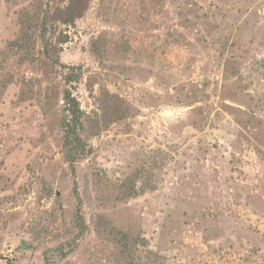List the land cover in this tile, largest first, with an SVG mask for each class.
<instances>
[{
	"label": "rangeland",
	"instance_id": "374dc122",
	"mask_svg": "<svg viewBox=\"0 0 264 264\" xmlns=\"http://www.w3.org/2000/svg\"><path fill=\"white\" fill-rule=\"evenodd\" d=\"M66 3L0 0V264H264V0H89L42 29Z\"/></svg>",
	"mask_w": 264,
	"mask_h": 264
},
{
	"label": "trees",
	"instance_id": "16d2710c",
	"mask_svg": "<svg viewBox=\"0 0 264 264\" xmlns=\"http://www.w3.org/2000/svg\"><path fill=\"white\" fill-rule=\"evenodd\" d=\"M88 3L89 0H67V3L63 7L55 6L52 8L51 6H48V9L44 11L41 28L44 30H46V27H53L54 29H57L59 25L73 24L76 18L83 15ZM67 40V33L61 29L56 42L61 44ZM31 43L30 37L27 36H22L15 42L17 47L20 48L25 55H28L32 49ZM54 52H56L54 44L47 42L44 56H46L48 61H51V63L56 62V59H54ZM67 81L71 80L67 79ZM63 99L67 104L68 111L71 115V122L65 135V144L68 146L66 150V158L71 165L74 161L82 156V153H74V148L79 146L77 143L81 140L79 129L76 127V125L78 120L81 118L82 109L80 108L77 99L67 89L63 93Z\"/></svg>",
	"mask_w": 264,
	"mask_h": 264
}]
</instances>
